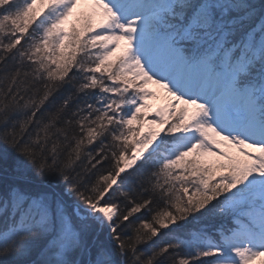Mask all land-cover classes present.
I'll list each match as a JSON object with an SVG mask.
<instances>
[{"label":"snow or ice","instance_id":"snow-or-ice-1","mask_svg":"<svg viewBox=\"0 0 264 264\" xmlns=\"http://www.w3.org/2000/svg\"><path fill=\"white\" fill-rule=\"evenodd\" d=\"M81 2L0 0V264L264 258V0Z\"/></svg>","mask_w":264,"mask_h":264},{"label":"rangeland","instance_id":"rangeland-1","mask_svg":"<svg viewBox=\"0 0 264 264\" xmlns=\"http://www.w3.org/2000/svg\"><path fill=\"white\" fill-rule=\"evenodd\" d=\"M94 10V5L90 2V0H82V2L77 6V8L74 10L73 16L69 18V20L66 22L65 27H71V25L76 24L77 27H80L82 24V20L80 18L89 15ZM148 87L156 94L154 97L149 98L148 104L149 107L147 109H144L147 113V119L144 123V127L146 125L151 126L150 130L159 129L161 125L156 123H150L154 118H156L157 113V107L155 106L157 100L160 98V91L165 92L162 88H160L158 85L155 84H149ZM159 90V91H158ZM163 114L165 117H167V111H163ZM255 264H264V258H258Z\"/></svg>","mask_w":264,"mask_h":264},{"label":"bare ground","instance_id":"bare-ground-1","mask_svg":"<svg viewBox=\"0 0 264 264\" xmlns=\"http://www.w3.org/2000/svg\"><path fill=\"white\" fill-rule=\"evenodd\" d=\"M158 91H159V90H158ZM160 93H161L160 98H159V100H157L155 106H156L157 109H159V110H163V111L166 110V111H167L165 105L167 104L169 97L167 96V93H166V92H161V91H160ZM150 127H151V126L146 125V126L144 127V130H145V131H148V130H150Z\"/></svg>","mask_w":264,"mask_h":264}]
</instances>
